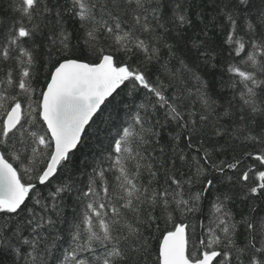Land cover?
<instances>
[{
  "label": "snow or ice",
  "instance_id": "6c2138e0",
  "mask_svg": "<svg viewBox=\"0 0 264 264\" xmlns=\"http://www.w3.org/2000/svg\"><path fill=\"white\" fill-rule=\"evenodd\" d=\"M0 264H264V0H0Z\"/></svg>",
  "mask_w": 264,
  "mask_h": 264
}]
</instances>
